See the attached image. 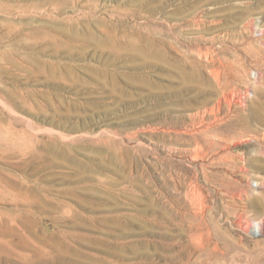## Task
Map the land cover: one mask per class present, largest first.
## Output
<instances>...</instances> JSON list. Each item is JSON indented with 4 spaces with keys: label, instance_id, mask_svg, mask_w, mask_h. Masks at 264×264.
<instances>
[{
    "label": "rangeland",
    "instance_id": "374dc122",
    "mask_svg": "<svg viewBox=\"0 0 264 264\" xmlns=\"http://www.w3.org/2000/svg\"><path fill=\"white\" fill-rule=\"evenodd\" d=\"M0 264H264V0H0Z\"/></svg>",
    "mask_w": 264,
    "mask_h": 264
},
{
    "label": "bare ground",
    "instance_id": "6f19581e",
    "mask_svg": "<svg viewBox=\"0 0 264 264\" xmlns=\"http://www.w3.org/2000/svg\"><path fill=\"white\" fill-rule=\"evenodd\" d=\"M224 252V247H222L219 243H215L210 252L213 262H217L219 260V253L224 254Z\"/></svg>",
    "mask_w": 264,
    "mask_h": 264
}]
</instances>
